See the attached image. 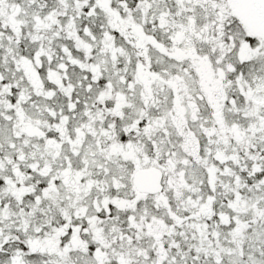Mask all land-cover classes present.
I'll return each mask as SVG.
<instances>
[{
	"label": "snow or ice",
	"instance_id": "snow-or-ice-1",
	"mask_svg": "<svg viewBox=\"0 0 264 264\" xmlns=\"http://www.w3.org/2000/svg\"><path fill=\"white\" fill-rule=\"evenodd\" d=\"M0 264H264V0H0Z\"/></svg>",
	"mask_w": 264,
	"mask_h": 264
}]
</instances>
